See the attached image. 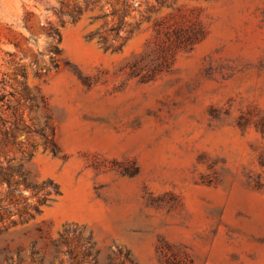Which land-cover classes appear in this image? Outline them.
I'll use <instances>...</instances> for the list:
<instances>
[{
	"label": "rangeland",
	"instance_id": "374dc122",
	"mask_svg": "<svg viewBox=\"0 0 264 264\" xmlns=\"http://www.w3.org/2000/svg\"><path fill=\"white\" fill-rule=\"evenodd\" d=\"M0 264H264V0H0Z\"/></svg>",
	"mask_w": 264,
	"mask_h": 264
},
{
	"label": "trees",
	"instance_id": "16d2710c",
	"mask_svg": "<svg viewBox=\"0 0 264 264\" xmlns=\"http://www.w3.org/2000/svg\"><path fill=\"white\" fill-rule=\"evenodd\" d=\"M53 34H56V32H54ZM59 40V39H58ZM55 51H57V50H55ZM20 179H21V182H23V183H25V186L28 188V187H30V188H32V189H38V186L37 185H35V184H29L27 181H26V179H25V177H24V175L23 174H20ZM4 180H6V179H4Z\"/></svg>",
	"mask_w": 264,
	"mask_h": 264
}]
</instances>
